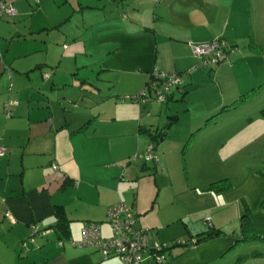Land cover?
I'll return each instance as SVG.
<instances>
[{
  "label": "crops",
  "instance_id": "1",
  "mask_svg": "<svg viewBox=\"0 0 264 264\" xmlns=\"http://www.w3.org/2000/svg\"><path fill=\"white\" fill-rule=\"evenodd\" d=\"M1 2L13 4L18 16L0 19V145L9 150L0 156V264H125L71 243L81 241L85 222L101 224L103 236L111 237L108 210L120 202L149 230L152 247L191 244L209 230L206 223L197 235L189 225L182 232L172 228L188 209L226 232L186 251L168 247L165 264H264V256L238 263L264 253V241L242 242L247 208L264 238V174L258 169L223 193L206 191L215 183L211 175L203 185L196 179L189 189L201 199L187 201L192 206L186 209L178 206L186 192L175 187L166 153L155 154L160 162L154 166L137 160L156 145L145 130L161 132L173 116L179 124L183 112L190 118L180 144L191 134L207 163H214L218 140H233L229 122L239 113L264 142V115L254 110L264 103V52L250 47L264 46V0ZM219 38L236 46L228 62L202 65L192 45ZM156 69L182 74L186 87L166 103L133 101ZM258 87L255 101L217 116ZM157 104L159 122L151 114ZM59 207L70 222L66 229L57 227ZM238 219L240 228L232 229ZM34 226L46 233L25 252ZM242 243L248 246L239 250ZM150 257L145 264H153Z\"/></svg>",
  "mask_w": 264,
  "mask_h": 264
},
{
  "label": "rangeland",
  "instance_id": "2",
  "mask_svg": "<svg viewBox=\"0 0 264 264\" xmlns=\"http://www.w3.org/2000/svg\"><path fill=\"white\" fill-rule=\"evenodd\" d=\"M218 65L219 64H217L216 66ZM152 101L157 102L156 100ZM185 109L186 108H184L183 111H185ZM254 110L261 111V115H264V103H261L260 107H256L254 108ZM151 114L153 120L159 122L160 117L158 116L161 113L160 106L158 104L151 110ZM188 114L189 113L183 112V115H186L183 121H181L179 124H174L171 126L173 129L171 130L170 139L168 138L167 141L164 140L163 142H161L158 147V151L155 152V154L159 155L160 159L161 152L164 151L166 153L168 159V169L171 172L175 187L180 188L181 190L185 189L186 193H181L177 197L179 201V207H185L186 209H188L192 205L186 204L187 201L191 202L192 200L201 199L199 197V193H192L189 189V187L195 185L196 179L199 182L198 185H203L206 184V180L204 178L211 175L214 178L215 182L221 180H228L231 184H233L237 183L236 181L243 180L246 177L247 173L251 171V169H258L260 171V174H264V142L257 141L259 135H256V133L253 134V132H249L247 130L246 122L248 121V119L246 116H244L243 113L235 115L229 122L231 124V127L229 128H234V130H236V135L233 137V140L231 142H223L225 140L220 139L218 140V144L216 145L215 150L211 151V158L214 160V163L205 162V160L203 159L204 157L201 153L203 147L201 148L200 143L193 141V143L190 144V146L188 147L187 151L184 152V146L191 137V134L188 135L187 139L183 144H180V141H182L180 140V137L182 136L184 130L188 128L190 118ZM253 126H256L257 129L260 128L259 125H252V127ZM185 136L186 134L182 137L185 138ZM136 158L137 157L135 156L133 161H135ZM159 158L156 157V161ZM137 160L141 164H144L145 162V158H139ZM148 165L154 166L155 161H149ZM231 175L233 178L229 177ZM164 192L168 194L169 191ZM192 208H194V206ZM188 211L189 212L184 213V218L182 217L183 220L177 222L176 225H173L172 228L182 232V228L186 227V230H188L189 228H187V225H189V227L194 230H192L191 232L197 235L196 230H198V227L201 226V224H205L206 218L202 217L203 220L201 221V216L196 215L193 209H188ZM191 212L192 216H189L188 213ZM230 227H232V229L240 228L239 219L235 224ZM184 242L185 241H183V244ZM174 243L176 242L174 241ZM197 245L198 244H193L191 248L186 246L175 245L172 251H175L176 248L177 250H179V248L182 247H184L186 251L187 249L195 248ZM247 246L248 243H242L240 244L239 250H244L245 248H247ZM233 252L230 253L228 257L233 256ZM162 255L167 256L169 255V252H164Z\"/></svg>",
  "mask_w": 264,
  "mask_h": 264
},
{
  "label": "built area",
  "instance_id": "3",
  "mask_svg": "<svg viewBox=\"0 0 264 264\" xmlns=\"http://www.w3.org/2000/svg\"><path fill=\"white\" fill-rule=\"evenodd\" d=\"M37 1V0H35ZM18 16V10L13 4L6 2L0 3V19H14ZM225 44L214 41L203 44H193L192 51L196 58L202 60V65L220 64L227 58ZM185 80L178 72H161L154 70L151 78L142 94L132 97L133 101L145 102L156 100L159 103H166L175 90L182 89ZM17 105V102H12ZM8 148L0 145V156L8 152ZM146 161H156L154 146H149L146 153L142 156ZM159 162V160H157ZM54 169L59 170L55 165ZM12 224L17 220L8 214ZM107 222L111 227L112 236L105 238L102 234L101 224L97 222H85L82 230L81 241L71 240L74 246H89L97 249L105 260L118 258L125 264H145L146 254L150 253L151 263L165 264L166 256L162 255L168 246H155L149 242V230L139 226L136 213L125 203L120 202L108 210ZM205 223L212 227V218L207 217ZM46 231L39 226H34L30 240L22 244L23 251L28 252L30 245L34 244L35 237L45 235Z\"/></svg>",
  "mask_w": 264,
  "mask_h": 264
},
{
  "label": "trees",
  "instance_id": "4",
  "mask_svg": "<svg viewBox=\"0 0 264 264\" xmlns=\"http://www.w3.org/2000/svg\"><path fill=\"white\" fill-rule=\"evenodd\" d=\"M214 41H220L222 43L225 44V51L227 54V58L226 60H224L222 63H220L219 65H223L226 64L228 62V58H229V53L230 52H234L233 48L236 47L235 45H232L230 42H228L227 40L223 39V38H219V39H215L213 41L210 42H214ZM207 42V43H210ZM250 47L256 51H259L261 53L264 52V46H259L256 45L255 43H251ZM217 64H210L208 66H216ZM186 86L184 85L183 89ZM182 89V90H183ZM260 89L261 87L255 88L254 90L243 94L242 96H240L236 102L234 104H232L231 106L225 107L221 110L220 113H218L217 116L222 115L223 113H228L230 111L242 108L244 105L249 104L250 102L255 101L260 93ZM173 95V94H172ZM171 95V96H172ZM170 96V98H171ZM169 98V99H170ZM264 113V111H263ZM216 116V117H217ZM178 117L177 116H173L170 118L169 123L166 125V127L164 129L161 130V132L155 131L154 134L150 132V130H145L147 132L150 133L151 137L153 138V140L157 143L160 142V140L162 139V137H165V135L167 134V130L171 128L172 125H174V123L177 121ZM192 143V138L189 139V141L185 144L184 146V152L187 151L188 147L190 146V144ZM187 154V153H186ZM232 189V184L228 181V180H221L215 183H212L211 186L209 187L208 191H212L215 193H223V192H227L229 190ZM263 205H264V201H263ZM56 215L58 217V228L60 229H66L67 226L69 225V220L66 218L65 212L63 210V208L59 207L57 209ZM242 230H243V241L242 242H252V241H264V238H262L261 236H259L255 230L253 229L250 220H249V209L247 208L244 212V215L242 217ZM226 232H223L220 229H216L213 226L209 227V230L205 233H202L199 235V237H197V241L190 244V243H186L184 244V246L191 248L193 246V244H199V243H203L212 239H215L216 237L222 236L223 234H225ZM175 245H180V244H176ZM174 244L170 245L171 247L175 246ZM168 246V247H170ZM167 247V248H168ZM170 247V248H171ZM154 248V247H153ZM165 248L163 252H165L166 250L170 249V248ZM257 256H264V253H261L259 251H254L251 253L250 256H243L238 260L239 262L245 261L247 258L249 257H257Z\"/></svg>",
  "mask_w": 264,
  "mask_h": 264
},
{
  "label": "water",
  "instance_id": "5",
  "mask_svg": "<svg viewBox=\"0 0 264 264\" xmlns=\"http://www.w3.org/2000/svg\"><path fill=\"white\" fill-rule=\"evenodd\" d=\"M163 141H164V137L160 140L159 143H157V144L155 145V147H154V151H155V152L158 151V147H159L160 143L163 142Z\"/></svg>",
  "mask_w": 264,
  "mask_h": 264
},
{
  "label": "clouds",
  "instance_id": "6",
  "mask_svg": "<svg viewBox=\"0 0 264 264\" xmlns=\"http://www.w3.org/2000/svg\"><path fill=\"white\" fill-rule=\"evenodd\" d=\"M155 147V146H154Z\"/></svg>",
  "mask_w": 264,
  "mask_h": 264
}]
</instances>
